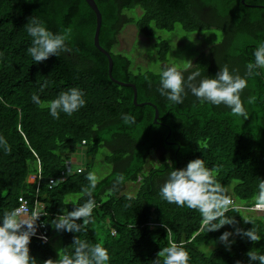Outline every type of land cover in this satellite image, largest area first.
<instances>
[{"label": "trees", "instance_id": "16d2710c", "mask_svg": "<svg viewBox=\"0 0 264 264\" xmlns=\"http://www.w3.org/2000/svg\"><path fill=\"white\" fill-rule=\"evenodd\" d=\"M96 2L103 15L100 43L113 57V78L108 55L95 44L97 14L87 0H0V136L10 149L0 146V217L25 201L30 210L36 204L43 208L37 225L45 221L49 239L35 235L29 245L37 264L58 259L60 249L72 254L77 236L106 247L107 264H155L158 252L169 246L167 229L174 242H184L189 264H259L250 262L247 253L253 249L264 255V213L251 208L264 180V69L248 78L242 94L247 119L231 115L224 105L201 103L190 92L182 104L171 103L158 88L161 72L173 66L169 57L173 45L158 31L174 32L179 25L188 32L206 31L213 23L223 27L224 41L203 51L190 68L179 70L185 75L199 70V81L214 78L227 64L243 76L246 65L255 61L256 48L264 43V0ZM33 17L53 33L71 28V52L37 64L27 52L32 38L25 30ZM126 24L156 39L159 71L136 65L134 58L116 49ZM114 78L135 83L138 101L155 103L159 117L153 105H136L133 87ZM73 87L85 93L86 105L71 116L60 112L54 119L47 103ZM34 93L44 106L33 102ZM251 95L256 102L250 105ZM127 113L136 117L135 124L123 123ZM105 146L112 149L106 159L116 170L98 180L92 222L80 233L56 230L52 221L58 215L88 199L83 189L92 161L86 159ZM197 158L215 169L223 187L234 183L231 197L238 211L227 215L244 230L255 226L261 236L258 242L235 235L229 238L234 240L229 250L219 237L225 231L235 232L232 225L208 233L198 211L161 198L160 187L169 172ZM117 174L125 177L118 190L113 188ZM52 178L57 181L51 186ZM130 179L141 184L134 196L121 193ZM243 216L254 225L245 223ZM56 234L62 245L55 244ZM211 244L215 248L207 250Z\"/></svg>", "mask_w": 264, "mask_h": 264}, {"label": "clouds", "instance_id": "9594fccd", "mask_svg": "<svg viewBox=\"0 0 264 264\" xmlns=\"http://www.w3.org/2000/svg\"><path fill=\"white\" fill-rule=\"evenodd\" d=\"M25 30L32 38V45L28 47V54L38 64L46 61L50 56H60L61 53L71 52L68 43L71 39V28L62 33H53L48 30L43 22L31 18L25 26ZM255 61L246 65V72L243 76L236 69L230 70L225 64L214 78L201 77L199 70L187 75L176 66H167L160 74V86L158 91L171 103L182 104L189 92L201 103L208 102L215 106L224 105L231 111V115L248 118L245 102L242 99L244 90L248 87V78L259 75L257 69H264V43H260L254 52ZM47 87V82L41 86V91ZM85 93L77 88H70L61 92L59 96L47 103L50 115L59 119L60 112L71 116L74 112L86 105ZM32 100L37 105L44 106L40 96L33 94ZM256 96L251 95L247 104H254ZM123 123L133 125L136 117L131 113L123 114ZM0 146L6 151L8 145L4 137L0 136ZM71 174V173H69ZM86 179L88 185L83 189L88 199L75 209L65 214L58 215L53 221V227L58 231L80 233L92 222L93 211L96 201L93 196L98 184V177L95 172H89ZM125 177L117 174L113 188L119 189L124 183ZM257 204L251 207L253 210L264 213V180L258 185ZM160 196L169 204H176L179 207H187L196 210L202 217V227L207 232L218 231L225 225H232L235 232L225 231L219 241L231 249L234 240L230 241L233 235L243 236L252 242H258L261 236L255 226L250 230L238 227L235 218L229 217V211H238L233 207V199L228 189L223 187L217 180L215 169L208 168L204 159H194L185 168L172 169L166 181L160 187ZM42 213L31 210L21 205L11 211H6L0 217V264H37V260L30 255V243L33 236L37 234V221ZM44 215V214H43ZM244 222H254L243 216ZM82 220V223L78 221ZM169 235V246L164 247L157 254L155 264H189L190 255L184 246V242H174ZM47 241V237H41ZM74 252L68 254L64 249L58 251V259L49 258L43 264H107L110 260L109 250L101 243L94 245L82 240L79 236L74 237ZM250 262L259 261L264 264V255L258 254L255 250L247 253ZM239 264V262H237Z\"/></svg>", "mask_w": 264, "mask_h": 264}, {"label": "rangeland", "instance_id": "374dc122", "mask_svg": "<svg viewBox=\"0 0 264 264\" xmlns=\"http://www.w3.org/2000/svg\"><path fill=\"white\" fill-rule=\"evenodd\" d=\"M128 13L133 16V12ZM213 25L215 26L203 32H188L184 30L181 25H179L174 32L159 30V34H162L161 36L165 39L170 40L173 45V49L169 55L171 64L178 69L190 68L203 51H207L211 46L224 41L227 37L226 31L223 27L217 26L215 23H213ZM155 42L156 39L148 38L140 34L134 24H126L119 35V42L116 49L124 51L127 55L131 56L132 59L134 58L136 65L141 64L144 68L149 67L155 71H159L161 63L157 62V51L154 46ZM111 154L112 149L105 146L101 148L96 156L87 157V162L90 160L92 161L90 167L92 172H95L97 175L98 180L116 170V165L106 159L107 156ZM84 155L86 156L85 152ZM81 163L84 165V161ZM30 180L33 181L34 176H31ZM140 185L139 181L136 182L130 179L123 187L121 193L134 196L136 195L135 192H138ZM227 189L229 194L232 195L234 183L230 184ZM71 197L73 196H70V198ZM74 197L77 198L78 195H74ZM256 213L261 214L262 212ZM230 232L234 233V231ZM54 242L57 245H62V238L59 234L54 236ZM218 245L222 246L221 243ZM215 246L216 244H211L207 247V250H212Z\"/></svg>", "mask_w": 264, "mask_h": 264}, {"label": "water", "instance_id": "95a60500", "mask_svg": "<svg viewBox=\"0 0 264 264\" xmlns=\"http://www.w3.org/2000/svg\"><path fill=\"white\" fill-rule=\"evenodd\" d=\"M243 1L245 2V0H243ZM87 2L90 4V6L94 9V11L97 14V30L95 33V44L100 50H102L104 53H106L108 55L109 62H110V74H111V77L113 78V75H112V69H113V65H114L113 57H112L111 53L108 50H106L100 43V31H101L102 19H103L102 12H101L96 0H87ZM114 80L121 85L133 87V89H134V103L136 105H145V104L153 105L156 108V119L159 117V109L155 103H153L151 101H146V102H139L138 101V89H137V85L135 83L124 82V81H121L117 78L116 79L114 78Z\"/></svg>", "mask_w": 264, "mask_h": 264}, {"label": "built area", "instance_id": "2783aa9c", "mask_svg": "<svg viewBox=\"0 0 264 264\" xmlns=\"http://www.w3.org/2000/svg\"><path fill=\"white\" fill-rule=\"evenodd\" d=\"M56 181H57L56 179L52 178L50 180V185L52 186L53 184L56 183ZM22 205L26 206L29 209V211H31L30 208H29V206L27 205V202L26 201ZM35 210L41 212L42 215L45 214L43 208H41L39 204H36ZM36 236H38L39 238H41L43 236H46L47 237V240L49 239L48 230H47V224L45 223V221H41L39 223V225H37V234H36Z\"/></svg>", "mask_w": 264, "mask_h": 264}]
</instances>
